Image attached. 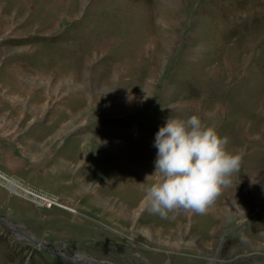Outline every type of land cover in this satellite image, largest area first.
<instances>
[{
    "label": "rangeland",
    "instance_id": "obj_1",
    "mask_svg": "<svg viewBox=\"0 0 264 264\" xmlns=\"http://www.w3.org/2000/svg\"><path fill=\"white\" fill-rule=\"evenodd\" d=\"M192 115L242 166L162 218L155 136ZM82 258L264 264V0H0V264Z\"/></svg>",
    "mask_w": 264,
    "mask_h": 264
},
{
    "label": "clouds",
    "instance_id": "obj_2",
    "mask_svg": "<svg viewBox=\"0 0 264 264\" xmlns=\"http://www.w3.org/2000/svg\"><path fill=\"white\" fill-rule=\"evenodd\" d=\"M228 144L197 115L168 118L155 136V173L146 180L159 179L145 189L146 209L162 218L180 210L207 214L242 166V155Z\"/></svg>",
    "mask_w": 264,
    "mask_h": 264
},
{
    "label": "bare ground",
    "instance_id": "obj_3",
    "mask_svg": "<svg viewBox=\"0 0 264 264\" xmlns=\"http://www.w3.org/2000/svg\"><path fill=\"white\" fill-rule=\"evenodd\" d=\"M229 107H230V106H229ZM229 145H230V144H229ZM228 147H229V146H228ZM235 153H236V152H235ZM121 177H122V176H121ZM131 177H132V176H131ZM136 179H137V178H136ZM118 180H119V179H118ZM120 180H121V179H120ZM120 180H119V181H120ZM132 180H133V179H132ZM111 181H112V180H111ZM133 181H134V180H133ZM138 181H140V180H138ZM146 181H147V180H146ZM83 183H84V182H83ZM114 183H115V182H114ZM117 183H118V181H117ZM117 183H116V185H117ZM142 183H143V182H142ZM109 184L111 185L112 182L109 183ZM109 184H108V187H109ZM151 184H152V183L149 181V183H144L142 187H143L144 189H146V188H147L149 185H151ZM85 185H86V184H85ZM113 185H114V184H113ZM105 187H106V186H105ZM112 187H113V186H112ZM22 188H23V187H22ZM114 188H117V187L115 186ZM127 188H128V187H127ZM124 189H125V188H124ZM128 189H129V188H128ZM107 190H108V189H107ZM110 190H111V188H110ZM116 190H117V189H116ZM105 191H106V190H105ZM110 192H111V191H110ZM107 193H108V192H107ZM121 193H122V192H121ZM124 193H125V192H124ZM137 193H138V192H137ZM108 194L110 195V193H108ZM114 194H115V193H114ZM114 194H113V195H114ZM143 194H144V193H143ZM106 195H107V194H106ZM113 195H112V196H113ZM57 196H58V195H57ZM118 196H120V195L118 194ZM122 196H123V195H122ZM102 197H103V196H102ZM124 197H125V196H124ZM124 197H123V198H124ZM88 198H89V197H88ZM116 198H117V196H116ZM125 198H126V197H125ZM121 199H122V197H121ZM122 200H123V199H122ZM132 200H133V199H132ZM119 201H120V200H119ZM133 201H134V200H133ZM138 201H139V200H138ZM141 202H142V204H139V205H141V207H143V205H144V198H143V201H141ZM141 202H140V203H141ZM102 203H103V202H102ZM121 204H122V203H121ZM132 204H133V202H132V201L130 202V199H129V204H128V202H127V207H128V209H129L130 205H132ZM135 204H136V203H135ZM93 205H94V204H93ZM93 205H92V206H93ZM100 205H101V203H100ZM133 205H134V204H133ZM88 206H89V205H88ZM101 206H103V205H101ZM101 206H100V207H101ZM104 206H105V205H104ZM125 206H126V205H125ZM114 207H115V206H114ZM118 207H119V206H118ZM133 207H134V206H133ZM102 208H103V207H102ZM134 208H135V207H134ZM137 208H138V207H137ZM141 209H142V208H140V210H141ZM122 210H123L124 212H127V211H125V209H122ZM101 211H102V210H101ZM101 211H100V212H101ZM103 211H104V210H103ZM112 212H113V211H112ZM178 212H179V211H178ZM180 212H181V211H180ZM114 213H115V212H114ZM128 213H129V212H128ZM171 213H172V212H171ZM175 214H176V213H175ZM175 214H174V215H175ZM178 214H179V213H178ZM105 215H106V214H105ZM128 215H129V214H128ZM169 215H170V214H169ZM181 215H182V214H181ZM179 216H180V214H179ZM104 217H105V216H104ZM119 217H122V216H119ZM166 218H167V217H166ZM108 219H109V218H108ZM122 219H124V218H122ZM110 220H111V219H110ZM126 220H127V219H126ZM214 258H215V257H214ZM215 261H216V260H215ZM215 261H214V262H215ZM217 262H218V261H217Z\"/></svg>",
    "mask_w": 264,
    "mask_h": 264
},
{
    "label": "water",
    "instance_id": "obj_4",
    "mask_svg": "<svg viewBox=\"0 0 264 264\" xmlns=\"http://www.w3.org/2000/svg\"><path fill=\"white\" fill-rule=\"evenodd\" d=\"M35 242V241H34ZM40 243V242H38ZM87 260H85L84 258H82L81 262H83L84 264H110V263H104V262H98V261H94V260H89L88 258H86ZM78 262V261H77Z\"/></svg>",
    "mask_w": 264,
    "mask_h": 264
}]
</instances>
